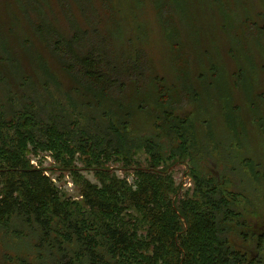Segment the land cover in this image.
Returning <instances> with one entry per match:
<instances>
[{
  "label": "trees",
  "instance_id": "16d2710c",
  "mask_svg": "<svg viewBox=\"0 0 264 264\" xmlns=\"http://www.w3.org/2000/svg\"><path fill=\"white\" fill-rule=\"evenodd\" d=\"M147 1L155 32L137 16ZM253 1L130 0L127 33L113 0L0 3V264H264L261 238V255L245 256L264 217L249 135L264 136V0ZM47 154L76 197L31 163ZM189 157L181 195L169 170Z\"/></svg>",
  "mask_w": 264,
  "mask_h": 264
},
{
  "label": "rangeland",
  "instance_id": "374dc122",
  "mask_svg": "<svg viewBox=\"0 0 264 264\" xmlns=\"http://www.w3.org/2000/svg\"><path fill=\"white\" fill-rule=\"evenodd\" d=\"M5 1H9V0H0V3H3ZM172 1V0H171ZM192 1V0H191ZM148 3L145 5V7L143 9H140L138 11V18L140 19L141 22H144L146 24V27L151 26L153 32H155V27L157 26V20L155 17V12L153 11L151 4L149 3V1H147ZM179 2V1H178ZM259 1L258 0H254L253 3L257 4ZM113 3L115 5V7L117 8V12L120 16V18H122L124 20V22L127 24V27L125 28L126 33L129 32L132 28H134V21L132 20V3L130 2V0H113ZM197 3V1H194V8L191 12L192 16L195 18V20L201 22L204 20V13L199 9L200 6H204L205 4L200 1V6L195 4ZM249 3H251L249 1ZM252 4V3H251ZM258 6V10L260 11L262 9V5H257ZM210 9V8H209ZM212 9V8H211ZM257 10V9H255ZM242 11L245 13L244 17L246 19H250L251 17H253L250 13H248L246 11V8L243 7ZM225 23V22H224ZM229 23V27L231 29L235 28V24L236 21L235 19L232 17L231 19L228 20ZM248 23H251V20L248 21ZM226 25V24H225ZM189 26H195V24L191 21H189ZM242 26V25H240ZM243 27L245 29H247V25L243 24ZM235 31H238L239 28L236 27ZM151 30V29H150ZM151 30V31H152ZM154 40H155V44L159 43L160 44V39L158 34L156 33H152ZM218 43L219 46H222L221 49L223 50L224 45L226 44V36L224 35L225 33L222 30L218 31ZM187 46H191L194 49H198L199 46H201L202 44V37H200V39L195 40L196 37L193 39V36H187ZM161 45V44H160ZM187 48V47H186ZM157 51H159V49L156 47ZM260 61V60H258ZM234 62V61H233ZM261 62V61H260ZM232 64V63H231ZM264 71V69H263ZM196 72V71H195ZM259 78H261V86L264 85V73L262 74H258ZM229 80L231 81V79L229 78ZM243 85H247L248 88V92L242 91V94H240V98H242L243 100H248V94L247 93H251L250 97H256L255 96V92L254 89L252 87V80L251 78L248 79L247 82H243ZM258 90H260L258 88ZM234 99H236L235 97L233 98L232 102H229L228 106L230 108L234 107L235 102ZM248 105V104H247ZM220 123V124H219ZM224 124L222 121H219L218 123H216L215 125H221ZM222 126V125H221ZM217 129L220 131L221 127L218 126ZM257 129L252 126L251 128H249V135L251 137V147L253 148V151L258 155V156H264V136L262 133L256 131ZM264 131V130H262ZM262 134V135H261ZM263 138V139H262ZM251 154V153H250ZM139 156V157H138ZM146 154L144 152L139 153L136 158L139 159L140 164L145 165L147 163V158H146ZM40 160V162H39ZM187 161L184 162H177L174 163L171 168H170V172L173 175L174 181L176 184H180V194L183 195V193L185 191H189L192 189V178L189 172V167L193 165L192 160L187 158ZM31 163L33 165H42L43 167H48V168H53L56 169V163L54 161V159L52 158L51 155L47 154L46 156H42V155H38V156H34L31 158ZM78 163V167H82V163L80 160L77 161ZM199 164H202L204 162L199 161ZM112 165L113 170H115V172L120 176V177H125L127 178V180L129 182L133 181V171L132 170H124V169H119L118 167H120L121 162L118 161H113L110 163ZM209 164V163H206ZM210 167L212 168L211 171H213L214 174L218 175V166L216 167L215 165V169L213 167V165L210 164ZM79 172L86 176L88 179H90L91 181H96V177L95 175L92 174V171H87L84 169H79ZM46 173L48 175H50V177H52L62 188H64L66 190V192L72 196H77L78 195V185H75L73 183V179L71 178V176L64 171V175L61 174V171L59 170H46ZM188 174V175H187ZM59 175H63L61 177H58ZM189 178V184H186V179ZM188 189V190H185ZM253 252V251H252ZM259 255H261V251H259Z\"/></svg>",
  "mask_w": 264,
  "mask_h": 264
},
{
  "label": "flooded vegetation",
  "instance_id": "af4514ba",
  "mask_svg": "<svg viewBox=\"0 0 264 264\" xmlns=\"http://www.w3.org/2000/svg\"><path fill=\"white\" fill-rule=\"evenodd\" d=\"M252 232L255 235L254 243L251 247L246 248V255L250 259H256L259 257V238L264 240V217L253 220ZM253 251V252H252ZM243 254V252H242Z\"/></svg>",
  "mask_w": 264,
  "mask_h": 264
},
{
  "label": "built area",
  "instance_id": "2783aa9c",
  "mask_svg": "<svg viewBox=\"0 0 264 264\" xmlns=\"http://www.w3.org/2000/svg\"><path fill=\"white\" fill-rule=\"evenodd\" d=\"M189 180H190L189 178L186 179V182H187L186 184H189Z\"/></svg>",
  "mask_w": 264,
  "mask_h": 264
}]
</instances>
